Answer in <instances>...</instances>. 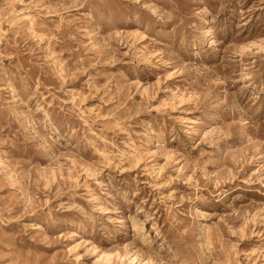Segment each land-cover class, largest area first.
I'll list each match as a JSON object with an SVG mask.
<instances>
[{
	"label": "rangeland",
	"instance_id": "rangeland-1",
	"mask_svg": "<svg viewBox=\"0 0 264 264\" xmlns=\"http://www.w3.org/2000/svg\"><path fill=\"white\" fill-rule=\"evenodd\" d=\"M0 264H264V0H0Z\"/></svg>",
	"mask_w": 264,
	"mask_h": 264
}]
</instances>
